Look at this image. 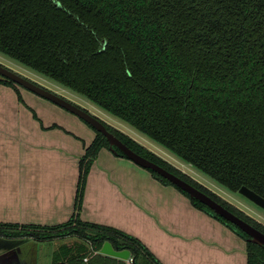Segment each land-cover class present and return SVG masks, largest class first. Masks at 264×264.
Returning <instances> with one entry per match:
<instances>
[{"label": "trees", "instance_id": "trees-1", "mask_svg": "<svg viewBox=\"0 0 264 264\" xmlns=\"http://www.w3.org/2000/svg\"><path fill=\"white\" fill-rule=\"evenodd\" d=\"M0 53L119 117L226 188L246 185L264 197V0H0ZM0 83L24 102L19 84L2 75ZM103 122L133 150L264 232L243 209ZM90 126L96 136L80 158L70 219L0 222V238H69L54 249L52 264H163L139 238L81 218L92 164L110 146ZM148 170L244 237L247 264H264V247L246 232ZM105 241L129 249L133 261L101 253Z\"/></svg>", "mask_w": 264, "mask_h": 264}, {"label": "crops", "instance_id": "crops-1", "mask_svg": "<svg viewBox=\"0 0 264 264\" xmlns=\"http://www.w3.org/2000/svg\"><path fill=\"white\" fill-rule=\"evenodd\" d=\"M19 89L24 102L0 83V222L61 224L74 213L80 158L96 132L42 119L35 98ZM81 218L139 238L163 264H242L245 257L247 264L244 237L109 147L88 174ZM3 241L0 264L9 248ZM45 245L24 242L19 255L29 264H52Z\"/></svg>", "mask_w": 264, "mask_h": 264}, {"label": "rangeland", "instance_id": "rangeland-1", "mask_svg": "<svg viewBox=\"0 0 264 264\" xmlns=\"http://www.w3.org/2000/svg\"><path fill=\"white\" fill-rule=\"evenodd\" d=\"M0 63L4 66L14 70L15 72L31 79L32 81L44 86L45 88L67 98L68 100L74 102L75 104L79 105L82 108H85L88 110L91 114L95 115L99 119H102L103 121L123 130L124 132L131 135L133 138H135L140 143L147 146L149 149L156 152L158 155L165 158L167 161H169L174 166L180 168L182 171L188 173L190 176L193 177V179L199 181L200 183L204 184L229 202H232L233 204L237 205L241 209H243L245 212H247L249 215L256 218L258 221L262 222L264 224V209L254 204L252 201H250L245 196L241 195L238 191H233L225 186L219 184L214 179H212L207 174L203 173L193 165L181 160L176 155H174L172 152H170L168 149L157 143L156 141L150 139L148 136H146L144 133L130 125L129 123L125 122L124 120L120 119L119 117L113 115L110 112H107L100 108L95 103L91 102L87 98L75 93L74 91L70 90L67 87L62 86L58 82L50 79L49 77L42 75L20 63L15 61L14 59L10 58L9 56H6L2 53H0ZM20 88L27 94L28 96H33L36 100V102H32V104L37 105L39 110V115L42 116V119L46 121H53V122H61L65 123V125L75 131H78L80 129L85 130H92L94 129L83 119L78 117L77 115L73 114L72 112L66 110L65 108L55 104L54 102L34 93L33 91H30L29 89H26L22 86ZM32 100V99H31ZM31 104V105H32ZM74 123L78 125L79 128H74ZM84 137L88 141V136L86 132H83ZM79 140V139H77ZM71 142V139H70ZM66 222V221H65ZM69 238H55L52 240H47L46 242V256H50L52 260L51 253L54 249L57 248V246L67 241ZM49 253V254H48ZM243 256H239V261L242 260ZM246 264V257L243 259L242 264Z\"/></svg>", "mask_w": 264, "mask_h": 264}, {"label": "water", "instance_id": "water-1", "mask_svg": "<svg viewBox=\"0 0 264 264\" xmlns=\"http://www.w3.org/2000/svg\"><path fill=\"white\" fill-rule=\"evenodd\" d=\"M56 4L59 5L60 3L57 2ZM0 75L13 80L20 86L29 89L30 91H33L34 93L54 102L55 104L77 115L78 117H80L81 119L92 125L97 131L103 133L106 136L110 144L109 148L113 152L118 154L119 151H121L122 153L127 155L129 159H131L138 165L146 169H151L157 172L158 174L168 179L169 181H171L181 189L187 191L191 195V197H194L200 200L201 202H203L204 204H206L216 214L221 215L226 220L235 224L242 231L246 232L249 235L247 240L257 243L264 247V232L262 230L258 229L250 222L246 221L245 219H243L242 217H240L239 215H237L236 213L225 207L222 203L218 202L209 194L202 191L201 189L191 184L187 180L183 179L182 177L166 169L162 165L150 160L149 158L133 150L125 142H123L118 136H116L113 132L108 130L107 126L101 119L91 114L85 108L80 107L79 105L68 100L67 98L45 88L44 86L15 72L14 70L4 66L1 63H0ZM237 191L241 195L245 196L250 201H252L254 204L264 209V197L259 193H257L255 190L244 185ZM100 252L123 260H128L131 256V252L129 249L117 250L114 248V246L110 241L104 242Z\"/></svg>", "mask_w": 264, "mask_h": 264}, {"label": "flooded vegetation", "instance_id": "flooded-vegetation-1", "mask_svg": "<svg viewBox=\"0 0 264 264\" xmlns=\"http://www.w3.org/2000/svg\"><path fill=\"white\" fill-rule=\"evenodd\" d=\"M0 239L4 240L2 242L3 245H5L6 247H9L7 248L6 254L4 256V259H5L4 264H29L28 258L22 259L21 256L19 255L20 250H22L23 248L19 245L23 244L24 242L30 241V240L36 241V242H47V241L35 240V239H30L24 242H16L15 240L10 239V238H0Z\"/></svg>", "mask_w": 264, "mask_h": 264}, {"label": "built area", "instance_id": "built-area-1", "mask_svg": "<svg viewBox=\"0 0 264 264\" xmlns=\"http://www.w3.org/2000/svg\"><path fill=\"white\" fill-rule=\"evenodd\" d=\"M132 261H133V258L130 256V258L128 259V262H132Z\"/></svg>", "mask_w": 264, "mask_h": 264}]
</instances>
